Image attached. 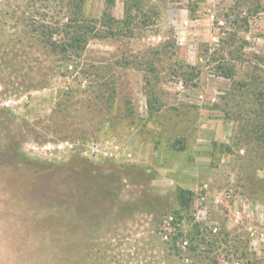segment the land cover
Instances as JSON below:
<instances>
[{
    "label": "rangeland",
    "instance_id": "rangeland-1",
    "mask_svg": "<svg viewBox=\"0 0 264 264\" xmlns=\"http://www.w3.org/2000/svg\"><path fill=\"white\" fill-rule=\"evenodd\" d=\"M79 6L0 0V264H264V0Z\"/></svg>",
    "mask_w": 264,
    "mask_h": 264
},
{
    "label": "trees",
    "instance_id": "trees-1",
    "mask_svg": "<svg viewBox=\"0 0 264 264\" xmlns=\"http://www.w3.org/2000/svg\"><path fill=\"white\" fill-rule=\"evenodd\" d=\"M72 2H75V4L78 5V7H80L79 5L82 4L83 0H72ZM107 2L109 4H113V0H107ZM126 10H127V8H126ZM84 20H86V19H84ZM184 193H187L189 195L187 197V200H191L192 199L193 193L191 191L180 190L179 191V198H180V200L186 199V196L184 195Z\"/></svg>",
    "mask_w": 264,
    "mask_h": 264
}]
</instances>
